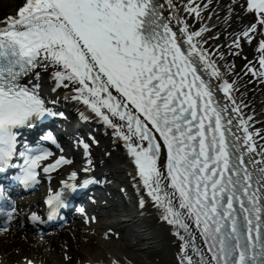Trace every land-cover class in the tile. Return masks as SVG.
<instances>
[{
    "label": "snow or ice",
    "instance_id": "obj_1",
    "mask_svg": "<svg viewBox=\"0 0 264 264\" xmlns=\"http://www.w3.org/2000/svg\"><path fill=\"white\" fill-rule=\"evenodd\" d=\"M210 6L211 0H187L185 12L201 25L193 29L181 17L177 29L161 0H21L0 17V171L17 168L14 179L31 187L39 186L41 173L51 179L74 163L52 132L43 139L57 153L29 148L19 153L22 163H12L13 128L45 115L64 118L54 110L62 95L91 114L81 111L84 120L94 117L123 142L139 206L150 200L170 226L180 241L179 264H264V127L255 128V114L235 98L237 81L227 75L234 66L220 64L239 54L245 40L260 37L259 67L249 61L245 68L264 78V0L225 5L229 18L247 12L254 19L205 47L222 34L205 38L214 26L201 12ZM89 140L98 143L91 134L75 141L83 149L81 168L69 170L59 190L48 188V221L64 207L66 191L98 181ZM78 211L88 222L97 219L84 207ZM22 214L14 202L0 208V233ZM26 219L45 223L31 208ZM111 264L124 261L113 257Z\"/></svg>",
    "mask_w": 264,
    "mask_h": 264
},
{
    "label": "bare ground",
    "instance_id": "obj_2",
    "mask_svg": "<svg viewBox=\"0 0 264 264\" xmlns=\"http://www.w3.org/2000/svg\"><path fill=\"white\" fill-rule=\"evenodd\" d=\"M18 1L0 0V15L10 14L18 5ZM167 1L171 5H175L172 0ZM232 4L225 2L224 6ZM174 8L176 15H179L180 18L183 17L176 5ZM169 13L168 11L167 14ZM179 17H171L172 22L175 23ZM246 20L247 16H243V14L240 19H237L233 14L227 24L230 23L229 26L237 29V25ZM260 97L261 95L255 98L254 105L258 113L261 112V109L264 111L263 107L258 106ZM99 151L103 155H107L108 149ZM74 168L75 166H71L68 171ZM94 169H98L106 181H109L106 183L107 187L109 184L114 186L115 181L121 182L118 188L120 191V187L124 186L123 188H125L128 183L127 172L120 155L114 157L110 155L108 159L100 161L94 160ZM108 189L112 191V188ZM112 199L115 200L114 197ZM153 208L152 210L150 207H145L143 215H138V213L133 215L130 201L124 205L114 201L109 208L95 211L98 213L95 224L88 222L86 227L81 224L70 232L75 235L73 243L69 242L64 234L59 237L62 238L60 240L52 237L25 236V240L21 241L17 240L13 234L0 237V254L2 256L0 263L13 264L14 262L18 263L22 258H28L40 261L42 264H72L78 260L111 264L112 258L116 257L124 262L130 261L136 264H179L180 241L173 235L170 226L159 219L157 210L154 206ZM116 213H124L129 219L123 225L118 226L115 224V218L118 216ZM114 227H119L123 232L121 235L118 233L116 238L111 236V239H106L104 232ZM124 233H128V236H125ZM65 253L71 257V261L64 258Z\"/></svg>",
    "mask_w": 264,
    "mask_h": 264
},
{
    "label": "rangeland",
    "instance_id": "obj_3",
    "mask_svg": "<svg viewBox=\"0 0 264 264\" xmlns=\"http://www.w3.org/2000/svg\"><path fill=\"white\" fill-rule=\"evenodd\" d=\"M21 1H18V3H20Z\"/></svg>",
    "mask_w": 264,
    "mask_h": 264
}]
</instances>
